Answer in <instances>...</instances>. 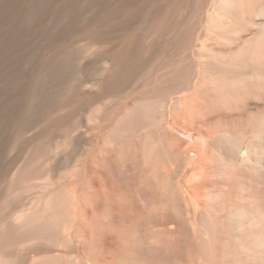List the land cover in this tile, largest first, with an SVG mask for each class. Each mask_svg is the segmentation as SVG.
<instances>
[{"label":"rangeland","instance_id":"374dc122","mask_svg":"<svg viewBox=\"0 0 264 264\" xmlns=\"http://www.w3.org/2000/svg\"><path fill=\"white\" fill-rule=\"evenodd\" d=\"M32 1L0 0V47H4L0 59L21 54L28 36L38 30L34 24L8 45L10 29L18 30L41 13L43 8L34 9ZM254 1L224 9L220 0H86V10L80 12L62 48L68 61L47 90L48 98L42 101V89L41 94L36 89L27 92L32 75L11 114L12 125L0 130V264H264V241L255 235L264 230V222L254 223L259 219L256 211L264 212V131L260 132L264 92L262 104L248 96L249 109L241 114L244 120L217 119L210 124L211 131L206 130L212 133L215 128V139L229 128H245L249 134L244 143L260 147L254 154L263 156L260 161L248 152L240 162L234 159L238 168L237 172L230 168L233 180L218 175L223 162L216 166L220 159L211 157L217 164L212 168L208 160V182L215 176L221 179L220 186L213 180V185L204 182L210 187L191 189L196 162L201 160L190 156L188 162L180 147H186L190 136L174 132L185 143L177 142L181 145L177 151L173 146L179 139L168 127L192 110L187 106L192 96L191 103L199 101L195 106L190 103L198 115L200 98H211L209 90L216 81L239 77L247 85L255 71L264 76V60L253 64L254 59H228L246 53L258 38L264 43V16L258 15L264 0ZM238 91L242 92L234 89L235 94ZM32 96L35 103L29 101ZM38 102H43L41 109ZM174 151L190 165L177 160ZM242 185L252 187L245 192ZM207 188L211 189L203 195ZM196 189L199 194H194ZM253 199L258 201L252 205ZM241 207L254 215L250 219L242 211L240 223L235 219L241 218L237 211ZM231 211L238 214L234 220Z\"/></svg>","mask_w":264,"mask_h":264},{"label":"bare ground","instance_id":"6f19581e","mask_svg":"<svg viewBox=\"0 0 264 264\" xmlns=\"http://www.w3.org/2000/svg\"><path fill=\"white\" fill-rule=\"evenodd\" d=\"M34 1V3H35V5H34V9H40L39 7H41V8H43V9H41V13L43 12V14H38V15H34L29 21L30 22H28L29 24H23L21 27H19V29L18 30H14V29H10V31H9V36H8V45L10 44L11 46H12V44H14V42H15V39H16V37H17V35L18 36H21V35H26V33L29 31V27H31L32 25H34V24H36L35 25V29H36V26H37V28H38V30L34 33V34H32L31 36H28V37H30L29 38V40H28V42L26 43V45L24 46V47H22L19 51H21L22 53L21 54H19V55H17L16 57L15 56H13V57H15V58H13V59H9V60H3V59H0V130L2 131L3 129H5L6 127H8V126H10V124H11V122H12V119L10 118L11 117V114L13 113V112H15V110H16V105H18V103L21 101V99H22V96H23V93H24V95H25V90H27L26 89V87L28 88V85H29V83H28V81H30V77L32 76V75H34L32 78H34V80H33V82H31L32 83V85L30 86V88L28 89V91L27 92H29V93H32L33 92V90L34 89H36V90H39L38 92H39V94H41L40 93V91H42V90H44V95L42 96L43 97V100L42 101H46V99L48 98V97H46L47 96V94H48V91L47 90H49V89H51L52 87H51V84L53 83V81H54V79L56 78V75L59 73V70L61 69V70H63V68H64V66L66 65V61H68L67 60V58H65L66 56H64L63 54H64V49H63V51H62V48L64 47V44H65V42H66V40L68 39V36H70V34H72L71 32H72V30H73V27L75 26V23H76V21H77V19L79 18V15H80V12L81 11H83V10H86V0H33ZM32 1V2H33ZM219 1V0H218ZM252 2V0H220V4H221V6L224 8V9H229V8H234L235 9V7H238V6H241L242 4H244V3H249V2ZM254 1V0H253ZM250 2V3H251ZM256 2H258L257 0H256ZM260 2V1H259ZM253 3V2H252ZM254 3H255V1H254ZM253 3V4H254ZM218 4V3H217ZM253 4H252V6H253ZM248 5V4H247ZM244 6V5H243ZM249 6H250V4H249ZM257 6V5H256ZM30 7V6H29ZM33 7V6H32ZM257 7H259V6H257ZM256 7V8H257ZM23 8H24V6H23ZM261 8V7H260ZM22 9V8H21ZM29 10V9H28ZM36 10H33V11H36ZM231 10V9H230ZM32 11V12H33ZM12 13V12H11ZM44 13H46V15L49 13L50 14V16L48 17H46L45 15H44ZM259 14V16H264V9L263 8H261L260 10H259V12H258ZM31 14V13H30ZM245 14V13H244ZM8 15H9V13H8ZM11 15V14H10ZM7 16V15H6ZM10 18V17H9ZM254 18H255V16H254ZM257 18V17H256ZM259 18V17H258ZM262 18V17H261ZM11 19V18H10ZM10 19L8 20V21H10ZM245 19V18H244ZM263 19V18H262ZM252 20V19H251ZM230 21V20H229ZM242 21H244V20H242ZM27 22V21H26ZM23 23V22H22ZM250 23V22H249ZM252 23H254V21H252ZM258 26H260V24H258ZM34 28V27H33ZM33 28H31V29H33ZM77 28V27H76ZM8 29V28H7ZM4 30H6V29H4ZM76 31V30H75ZM74 32V31H73ZM241 32V31H240ZM29 33V32H28ZM264 33V32H263ZM241 34V33H240ZM72 37V36H71ZM7 38V37H6ZM259 40H258V44H253V45H251V46H249V48H248V51L246 52V53H242L241 55H239V56H235V57H228V59L230 60V61H233V60H236V59H243V60H245V61H247V59H254V62H253V60H252V62H253V64H256L257 62H260V61H263L264 60V43L261 41L260 42V39L262 40V38H258ZM7 40V39H6ZM20 40V39H19ZM264 40V39H263ZM23 42V41H22ZM5 46V45H4ZM6 46H7V43H6ZM10 47V46H9ZM18 47V42H16V44H15V46L13 47V49H16ZM4 47H3V44H2V46L0 47V53L2 52V51H4V49H3ZM19 49V48H18ZM6 51H8V50H6ZM5 51V52H6ZM10 51V50H9ZM209 52H210V50H209ZM11 53H12V51H11ZM16 53H17V51H16ZM203 54H204V52H203ZM8 55H9V52H8ZM16 55V54H15ZM10 56V55H9ZM4 57H6V56H4ZM11 57V56H10ZM1 58V57H0ZM7 59V58H6ZM132 59V58H131ZM3 60V61H2ZM133 60V59H132ZM131 61V60H130ZM255 61H257V62H255ZM129 62V61H128ZM252 62H251V64H252ZM204 63V62H203ZM200 64V63H199ZM199 64H198V66H199ZM69 65V64H68ZM129 65V64H128ZM201 65V64H200ZM257 65H259L260 66V64H257ZM130 66V65H129ZM254 66V65H253ZM262 66V65H261ZM260 66V67H261ZM63 67V68H62ZM185 67V66H184ZM257 68H259L258 66H257ZM120 71H121V69L120 68H118ZM117 69V70H118ZM200 69V68H199ZM204 69V68H203ZM60 70V71H61ZM116 70V71H117ZM119 70L117 71V72H119ZM123 71H124V69H123ZM122 71V72H123ZM254 71V70H253ZM252 71V72H253ZM121 72V73H122ZM251 72V73H252ZM34 73V74H33ZM114 74H115V72H113ZM120 73V72H119ZM61 74V73H60ZM114 74H112L113 76H114ZM116 74H118V73H116ZM124 74V73H123ZM198 74H200V73H198ZM205 74V73H204ZM111 75V78L113 77ZM121 75V74H120ZM245 75V74H244ZM249 75V74H248ZM254 75V76H253ZM58 76V75H57ZM60 76V75H59ZM116 76V75H115ZM114 76V77H115ZM200 76V75H199ZM210 76V75H209ZM252 76H253V78H254V82H252ZM113 77V78H114ZM121 77V76H120ZM245 77V76H244ZM247 77V76H246ZM264 76H262L261 75V72H258V70L257 71H255L253 74H251V77H249L250 79H247V82L248 81H250L252 84H254L253 86L251 85V83L249 82L247 85H245L246 84V79H240L239 77H230V78H225V80H220L221 82H215V86H212V84H208V82H206L207 83V85H210V86H212L213 88V90L212 91H214V92H212L211 90H209V93L211 92V94H212V96H211V98H209V96L207 97V99L209 98V100H206V101H204L203 99H201L200 98V101L202 100V103L201 104H203L204 103V105H199L198 106V108L200 107L201 109H202V111H201V109H198L197 107H196V109H198V111H196V112H198V115H194L195 114V108H193L192 106H191V104H193V102L191 103V101L193 100V96H192V99L190 100V102H188L189 103V105H187V106H189V109H192V110H189L188 112H186V109H185V111H183L184 113H188L187 115H185V114H182L183 112H180L182 115V117L183 118H181V117H179V118H181V120L179 121V120H172L171 122L172 123H170L169 122V124H168V127L170 128V130L172 131V134H173V136L174 137H176V138H178V136L177 135H175L174 134V132L175 131H177L178 133H182V134H185V135H189L190 136V139H187L188 140V142L186 143V147H182L181 145H179L180 143L181 144H185V143H182L183 142V138L181 139L180 137L178 138L179 139V141H176V143L175 144H177V142H180L179 144H177V146H175V144H174V146L173 147H177V151H178V145H179V147H180V151H181V153H182V156L184 155V157L185 158H188V157H190V156H192V157H195L196 159H198V161H200L201 160V162H196L195 160V162L197 163V166L195 165V170H193V171H195V175L194 176H196V181H195V178H194V176L193 175H191V176H193V179L194 180H192L191 182H196L193 186H192V183H191V189H192V187H194V189H195V187L196 188H199V189H201L200 187H202L203 185H204V182H208V181H210V177H209V174H208V172L210 171V168L208 167L209 165L211 166H213V164H212V162H213V158L214 157H216V159H220V160H217V162L218 161H220V162H223L222 164H220V162H218V164H217V162H215V164H214V167H215V165L216 166H219V164H220V166L219 167H221V168H219V169H221V173L223 174V175H221V173H218V175H220L221 177L222 176H226V178H227V176H228V178H230V179H232L233 180V178H232V176H233V174H232V171H233V169L232 168H238L237 166H234L233 165V163L235 164V162L238 160V162H240L241 161V155H243V153H248V154H252L253 153V155H254V157L255 156H257L258 154H254V153H258L257 151L260 149V147H258L259 149H257V147H255V144L253 143V145H251V146H253L252 148L250 147L249 148V146H247L246 145V143H244V140H245V135H247L248 136V134H246V132L244 131V126H243V128L244 129H242V128H234L233 130H231L229 127V130H226V131H224V132H220L221 134L219 135V137L218 136H216L215 137V139L213 138V136H214V132L216 131V129L215 128H213V132L211 133V132H207L208 130L207 129H209L210 127V124H212V122L213 121H215V120H217V119H222V118H224L225 119V117H226V119H232L231 120V122L232 121H234V120H237V122H239V120L240 119H242V116H241V114L243 113V112H246V110H248L249 109V100H248V96H250L251 98H252V96H254V98H256V100L258 101V102H260V104H262L263 102V100H262V92H264V83H262L263 81V78ZM31 78V79H32ZM117 78V77H116ZM214 78V77H213ZM241 78H243L242 76H241ZM43 79V80H42ZM58 79H59V77H58ZM115 79V78H114ZM117 80V79H116ZM207 80V79H206ZM41 81H43V82H45V86L44 85H42L41 84ZM56 81V80H55ZM204 81V80H203ZM210 81V80H209ZM201 82V81H200ZM200 84V83H199ZM249 84L251 85V86H249ZM204 85V84H203ZM202 85V86H203ZM200 86H201V84H200ZM201 86V88H203ZM246 86V87H245ZM247 86H249L250 88H248ZM205 87V86H204ZM237 88H239L242 92H240V91H238L239 93H237V94H235V92H234V89H237ZM42 89V90H41ZM204 90V89H203ZM229 90V91H231V90H233V92H234V94L232 93V92H229L228 91V93H227V91ZM199 91V90H198ZM225 91V92H224ZM237 91V90H236ZM205 92H207V90L205 91ZM204 92V93H205ZM49 93H51V92H49ZM199 93H201V90H200V92ZM199 93H197L198 95H199ZM208 93V94H209ZM216 95H215V94ZM227 93V94H226ZM232 93V94H231ZM29 95V94H28ZM31 95V94H30ZM50 95V94H49ZM205 96H207V93H205L204 94ZM213 95L215 96V97H213ZM35 96V95H34ZM34 96H32L31 97V100H29L30 102H34V101H37V99L34 97ZM201 96V95H200ZM37 97H38V95H37ZM42 97H41V99H42ZM23 98H24V96H23ZM196 98L197 97H195V100H196ZM204 99H205V97H203ZM211 99V100H210ZM259 99V100H258ZM188 100V99H187ZM261 100V101H260ZM44 101V102H45ZM189 101V100H188ZM207 101H212V103H211V105H209L208 103L209 102H207ZM22 102H23V100H22ZM199 101H197V103H198ZM35 103V102H34ZM39 103V102H38ZM178 103V102H177ZM191 103V104H190ZM197 103H194L193 104V106H195V104H197ZM42 105H43V102L41 103H39V107H40V109L42 108ZM214 105V106H213ZM184 106H186V105H183V107ZM201 106H203V107H201ZM205 106V107H204ZM209 106H211V107H213V108H215V109H213V108H211L210 107V109H212V110H210L209 111ZM260 106V105H259ZM37 107V106H36ZM178 107V106H177ZM191 107V108H190ZM217 107V108H216ZM185 108H188V107H185ZM220 110H219V109ZM221 108H224V110L223 109H221ZM252 109H253V107H252ZM260 109V108H259ZM34 110V109H33ZM177 110V109H176ZM194 110V111H193ZM205 110V111H204ZM216 111V113L215 112H213V111ZM227 110V111H226ZM261 110V109H260ZM259 110V111H260ZM262 110H264L263 108H262ZM38 111H40V110H38ZM194 112V114H193V112ZM208 113H207V112ZM213 113H212V112ZM225 111H226V113H225ZM229 111V114L227 113ZM258 111V112H259ZM207 113V116H203L204 114L203 113ZM31 113V112H30ZM178 113V112H177ZM179 113V114H180ZM192 113V114H191ZM202 113V114H201ZM205 113V114H206ZM250 113V112H249ZM35 114H38V113H35ZM197 114V113H196ZM200 114V115H199ZM262 114H264V113H262ZM27 115V114H26ZM29 115H31V114H29ZM40 115V114H39ZM185 115V116H184ZM191 115V116H190ZM251 116V113L250 114H248L247 116L248 117H250ZM37 116V115H36ZM180 116V115H179ZM187 116H190V117H187ZM240 116H241V118H240ZM253 116V115H252ZM264 116V115H263ZM254 117V116H253ZM257 118H255L254 117V119H259L258 117L259 116H256ZM261 117V116H260ZM36 118V117H35ZM244 118V117H243ZM251 118V117H250ZM225 119V120H226ZM254 119H252V120H254ZM21 120V119H20ZM34 120V119H33ZM242 120H244V119H242ZM242 120H240V121H242ZM250 120V119H249ZM248 120V121H249ZM262 121H263V119H261ZM228 122V121H227ZM244 122V121H243ZM251 123H250V125L252 124V121H250ZM257 122V121H256ZM259 122V121H258ZM261 122V121H260ZM259 122V123H260ZM23 123V122H22ZM28 123V122H27ZM30 123V122H29ZM28 123V124H29ZM221 123V122H220ZM242 123V122H241ZM255 123V122H254ZM213 124H214V122H213ZM227 124V123H226ZM234 124V123H233ZM236 124V123H235ZM257 124V123H256ZM256 124H254L255 126H256ZM261 124V123H260ZM12 125V124H11ZM170 125V126H169ZM223 125H224V122H223ZM228 125V124H227ZM238 125V124H237ZM245 125H247V124H245ZM263 124H261V126H262ZM231 126V125H230ZM261 126L259 127V130L261 129ZM223 127V126H222ZM235 127H237V126H235ZM241 127V126H240ZM224 128V127H223ZM223 128H222V130H223ZM257 128V127H256ZM168 129V128H167ZM215 129V130H214ZM221 129V128H220ZM225 129H227V128H225ZM224 129V130H225ZM235 129L237 130V131H235ZM264 129V128H263ZM261 130L260 132H263L264 130ZM207 130V131H206ZM209 131H211V128H210V130ZM250 131V130H249ZM257 129H256V132L255 133H257ZM259 132V131H258ZM218 133H219V131H218ZM213 134V135H212ZM216 134V133H215ZM258 134V133H257ZM257 134H255V139L256 140H254V142L256 143V142H258V138L259 137H256V135ZM184 135V136H185ZM261 137H263L264 136V133H261ZM180 136V135H179ZM197 137V138H196ZM195 138H196V140H195ZM247 139H248V137H247ZM261 139H263V138H261ZM185 141V140H184ZM190 141V142H189ZM216 145L218 146V147H216ZM257 145V144H256ZM261 146V145H260ZM174 148V149H175ZM263 150H264V148H263ZM263 150L261 151V153L263 152ZM175 152V157L177 156V160H179V159H181V161H184L181 157L179 158L178 156V153H180V152H176V151H174ZM259 152H260V150H259ZM177 154V155H176ZM251 154H250V156H251ZM264 154V153H263ZM252 155V156H253ZM214 156V157H213ZM259 156H261V154H259ZM258 156V158H256V159H260V161H261V158L264 156H262L261 158ZM211 157H213V158H211ZM179 158V159H178ZM191 158V157H190ZM252 158V157H251ZM194 159V158H193ZM204 159V162H202V160ZM205 159H207V160H205ZM211 159V160H210ZM234 159H236L235 160V162H234ZM253 159V158H252ZM186 160V159H185ZM189 160V158L187 159V161ZM192 160V159H191ZM208 160L210 161V163H209V165L207 164L208 163ZM180 161V160H179ZM190 161V160H189ZM188 161V162H189ZM193 161V160H192ZM212 161V162H211ZM214 161H216V160H214ZM259 160H257V162H258ZM186 161H184V163H185ZM194 162V163H195ZM206 162V163H205ZM192 163V162H191ZM193 163V164H194ZM195 163V164H196ZM202 164V165H200V166H198L199 164ZM228 163V164H227ZM249 163H250V160H247V164L249 165ZM259 163V162H258ZM258 163H256V164H258ZM186 164H187V166H188V164L189 163H187L186 162ZM229 164H231V166L232 167H229L230 165ZM181 165H182V162H181ZM190 165V164H189ZM224 165V166H223ZM227 165V166H226ZM237 165H238V163H237ZM255 165V164H254ZM164 166V165H163ZM183 166V165H182ZM204 166V167H203ZM207 168H206V167ZM211 166V167H212ZM184 167H186L185 165L183 166V168ZM226 167H229V168H227V169H229L228 171H230V168L232 169V171H230V172H228V171H224V170H226ZM249 167V166H248ZM257 168H258V166H256ZM165 168V167H164ZM163 168V169H164ZM208 168H209V171H208ZM213 168V167H212ZM217 168V167H216ZM216 168H214V169H216ZM217 168V169H218ZM222 168H225V169H222ZM167 169V168H166ZM191 169V168H190ZM218 169V170H219ZM236 169L234 170V171H236ZM170 170H174V169H169L168 171H170ZM240 170V169H239ZM258 170H259V168H258ZM162 171V170H161ZM164 171V174L165 173H167V172H165V170H163ZM192 171V172H193ZM215 171V170H214ZM257 171V170H256ZM217 172H219V171H217ZM216 172V173H217ZM228 172V173H227ZM237 172V171H236ZM235 172V173H236ZM240 172H241V170H240ZM176 173V172H175ZM181 173V172H180ZM180 173H178V174H180ZM210 173V172H209ZM216 173L214 174L213 173V176L214 175H216ZM229 174V175H227V174ZM234 173V172H233ZM159 174V173H158ZM237 174L238 173H236V175L234 174V177L235 176H237ZM240 174V173H239ZM211 175V174H210ZM230 175H232V176H230ZM241 175V174H240ZM217 176V175H216ZM225 176H224V178H225ZM239 176V175H238ZM207 177H208V179L209 180H207ZM221 177H219V178H221ZM241 177V176H240ZM189 178V177H188ZM191 178V177H190ZM213 177H211V179H212ZM217 178V177H216ZM225 178V179H226ZM239 178V177H238ZM237 178V179H238ZM218 179V178H217ZM206 180V181H205ZM216 181L217 182V184L221 181V179H220V181H218V180H215V176H214V179H212V181ZM229 180V179H228ZM232 180H230V182H232ZM187 181V180H186ZM212 181L211 182H208L209 184H211V185H213V183H212ZM223 182H224V180H222ZM227 181V180H226ZM234 181H235V179H234ZM234 181H233V183H234ZM190 182V181H189ZM223 182H222V184H223ZM228 182V181H227ZM227 182H226V185H223V186H227V185H229V184H227ZM215 183V182H214ZM225 183V182H224ZM245 183V182H244ZM206 184V183H205ZM209 184H207V185H205L206 187L208 186V187H210L209 186ZM219 184H221V182L219 183ZM218 184V186H220ZM237 184V183H236ZM243 184V183H242ZM252 184V183H251ZM250 184V185H251ZM244 185V184H243ZM242 185V186H243ZM250 185L248 186L249 187V189L252 187H250ZM205 186H203V187H205ZM216 186V185H215ZM245 186L247 187V185L245 184ZM245 186H243L242 188L243 189H246L245 190V192L247 191V189L248 188H246ZM203 187H202V189H203ZM205 187V188H206ZM217 187V186H216ZM224 187V188H225ZM228 187V186H227ZM226 187V188H227ZM245 187V188H244ZM189 188V187H188ZM205 188H204V190H205ZM213 188V187H212ZM215 188V187H214ZM190 189V190H191ZM198 189V190H199ZM210 189L211 188H209V190H208V188L206 189L207 190V192H205L203 195H206V193L208 194V191H210ZM243 189L242 190H240V191H242V192H244L243 191ZM248 189V190H249ZM197 189H196V191H195V193H194V191H193V193L194 194H196V192H198L197 194H199L200 192V190L198 191ZM221 191H219L218 193H220ZM251 192L252 191H250L249 192V194H248V196L251 194ZM210 193V192H209ZM218 193H212V195L214 196V198L216 197L217 198V195H219ZM253 193V192H252ZM211 194V193H210ZM216 194V195H215ZM220 194H223V193H220ZM241 194V193H240ZM256 194V193H255ZM212 195H210V197H208V195H207V198H208V200H210L211 198H212V200H213V196ZM245 195H246V193H245ZM253 195V194H252ZM257 196H258V194H256ZM255 195V196H256ZM202 196V195H201ZM248 196H246V197H248ZM202 197H204V196H202ZM219 197H222V195H220ZM218 197V198H219ZM250 197H251V199H252V197L253 196H251L250 195ZM259 197V196H258ZM257 197V198H258ZM255 198V197H254ZM242 199H243V197H242ZM248 199H249V197H248ZM185 200V199H184ZM187 200V199H186ZM245 200V199H244ZM250 200V199H249ZM252 201V200H251ZM258 200L257 199H253V201H252V205H253V203L255 202H257ZM259 203H260V206H261V204H262V202H261V200L259 199ZM187 203V202H186ZM249 203V205L251 204L250 202H248ZM258 203V204H259ZM256 207H258V209L259 208H261V207H259L258 205H255ZM263 206V205H262ZM186 207H188V204L186 205ZM207 207V206H206ZM249 207V206H248ZM250 207H251V209H252V207L253 206H251L250 205ZM242 208V207H241ZM244 209H245V207H243ZM243 208H242V210H240V209H238L237 211H238V218L239 217H241V218H239V219H237L236 217H237V215H235L234 216V214L235 213H237V211H236V209L234 210L235 212H234V214L232 213V211H231V215L232 216H230L231 217V219L232 220H234V218H236L235 219V221L236 220H242V213L244 212H246L245 210L243 211ZM206 209H208V208H206ZM247 210V212H248V209H246ZM255 210H256V208H255ZM262 209H260V210H258V211H256V212H260V213H262L263 211H261ZM243 211V212H242ZM249 211H251V210H249ZM254 211V210H253ZM246 212V213H247ZM249 213V214H248ZM247 214L248 215H250V216H248V215H246V216H248L250 219L252 218V216L254 215V213H252V215H251V212H248ZM259 213V215H261ZM264 213V212H263ZM262 213V214H263ZM257 214V213H256ZM259 215L257 214V216L258 217H256V219H260V217H259ZM243 216H245V214H243ZM263 216V219H264V214L262 215ZM216 217V216H215ZM229 218V217H228ZM249 218H246L245 219V221L247 220V219H249ZM254 218V217H253ZM230 219V220H231ZM258 219V221L256 220L255 221V218L254 219H252L253 220V222L254 223H258L259 221H261V222H264L263 221V219H261V220H259ZM252 220H251V222H252ZM217 221H219V220H217L216 219V223H217ZM229 222V221H228ZM231 222H233V221H231ZM230 222V223H231ZM237 222V221H236ZM240 223H241V221H239ZM250 222V223H251ZM261 222H260V224H261ZM209 223H211V222H209ZM215 223V222H214ZM234 223V222H233ZM232 223V224H233ZM243 223V222H242ZM246 223V225H247V223L248 222H245ZM244 223V224H245ZM255 224L256 226L257 225H259V224ZM208 224V223H207ZM232 224H231V227H233L232 226ZM252 225H254L253 223H251ZM250 224V226H252ZM214 225V224H213ZM216 226H217V224H215ZM235 225H237V223L235 224ZM238 225H239V227L238 228H240L241 226H240V224L238 223ZM263 225V224H262ZM261 225V226H262ZM249 226V225H248ZM247 226V227H248ZM253 227V226H252ZM263 227H264V225H263ZM215 228H217V227H215ZM230 228V227H229ZM228 228V229H229ZM236 228V226H234L233 227V229H235ZM237 228V229H238ZM209 229V228H208ZM243 229V228H242ZM251 229V228H250ZM249 229V230H250ZM253 229V228H252ZM256 229V228H255ZM255 229L254 230H252V232L254 231V233H255ZM195 230V229H194ZM216 230V229H215ZM227 230V229H226ZM238 230H241V229H238ZM261 230V229H260ZM259 230V231H260ZM213 231H214V228H213ZM228 232H229V230H228ZM227 232V233H228ZM238 232V231H237ZM244 232V231H243ZM262 232H264V230L262 229ZM262 232H260V234H255V235H259V237L262 239H260V238H258V239H260L261 241V243L264 241V235L262 234ZM195 233H196V230H195ZM257 233V232H256ZM211 234V233H210ZM261 234L263 235V236H261ZM212 235H214L215 236V234L213 233ZM208 236V235H207ZM210 236V235H209ZM208 236V237H209ZM247 236V235H246ZM256 236V237H257ZM205 237V236H204ZM248 237V236H247ZM255 237V239H254V237H253V239L256 241V238ZM6 238V237H5ZM249 238L251 239L252 237H250V235H249ZM250 239H248V240H250ZM240 240V239H239ZM247 240V239H246ZM252 241V240H251ZM258 241V240H257ZM241 242V241H240ZM259 242V241H258ZM259 242V243H260ZM1 243V242H0ZM6 243V242H5ZM245 243V242H244ZM260 243V244H261ZM7 244V243H6ZM262 245V244H261ZM243 247V246H242ZM258 247V246H257ZM254 248H256V247H254ZM259 248V247H258ZM253 250V249H252ZM253 252H255V251H253ZM255 257V256H254Z\"/></svg>","mask_w":264,"mask_h":264}]
</instances>
